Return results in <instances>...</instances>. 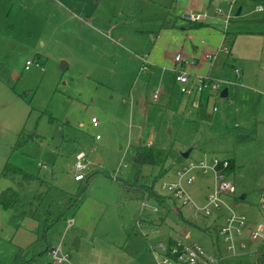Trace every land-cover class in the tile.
Masks as SVG:
<instances>
[{
    "label": "rangeland",
    "instance_id": "1",
    "mask_svg": "<svg viewBox=\"0 0 264 264\" xmlns=\"http://www.w3.org/2000/svg\"><path fill=\"white\" fill-rule=\"evenodd\" d=\"M65 1L0 0V197L12 189L19 199L14 207L0 206V264H13L18 248L32 245L43 230L45 211L56 214L59 205L77 197L86 185L71 219L75 225L50 236L53 245L62 243L70 252L71 264H157L146 248L157 241L143 236L156 229L163 244L169 237L189 236L206 253L222 258L215 264H259L264 240H253L251 232L255 226L264 233L258 206L264 187V9L257 12L264 0H237L232 6L223 0L89 1L88 10L98 12L104 26L73 8L79 0ZM192 8L195 14L208 13L207 26L200 31L182 17ZM166 19L177 21L178 28L163 30ZM113 23L118 26L109 36L106 27ZM224 31L247 34L238 43L241 53L234 52L236 44L223 43ZM206 45L212 52L233 49L232 54L220 52L216 61L231 73L214 76L237 81L236 86H220L221 91L228 88L227 98L222 92L182 95L174 82L173 56L183 52L192 59L195 46L201 51ZM257 50L259 58L253 56ZM144 56L149 57L148 71L143 70ZM38 57L44 70L36 62L25 70L26 61ZM233 58L243 71L232 66ZM62 62L67 69L61 68ZM235 67L242 77H236ZM197 97H202L208 119L198 117ZM241 130H253L256 136L240 142ZM149 140L156 149L170 152L168 176L156 184V191L166 197L170 193L161 187L174 180V169L189 150L188 160L210 155L231 163L228 181L234 192L226 201L247 218L243 234L235 238L237 255L217 233L222 219L194 221L203 226L197 229L156 204L159 211L153 219L163 217L157 228L136 225L137 218L147 222L150 211L142 210L141 201L133 199L121 181L133 184L138 171L153 179L159 175L160 166L140 167L132 159L137 147ZM82 152L81 173L90 176L83 181L76 180ZM7 163L36 179L19 184L3 177ZM213 189L214 177L208 175L198 177L189 190L203 205ZM178 206L193 220L185 206ZM41 263H51L50 256Z\"/></svg>",
    "mask_w": 264,
    "mask_h": 264
},
{
    "label": "built area",
    "instance_id": "2",
    "mask_svg": "<svg viewBox=\"0 0 264 264\" xmlns=\"http://www.w3.org/2000/svg\"><path fill=\"white\" fill-rule=\"evenodd\" d=\"M228 2L231 6L237 2V0H223ZM264 7L260 5L257 11H262ZM232 9L229 14L225 16L224 24L227 27L229 20L231 19ZM217 14L223 15L222 10H218ZM184 20L192 23L205 22L208 19V13H198L195 14L190 12L184 14ZM225 33V31H224ZM222 52L227 53L228 48L222 47ZM219 51L214 54L207 53L204 59L208 62L216 61ZM173 73L174 82L178 86V90L182 95L191 96L193 94H205L213 93L215 95H220L222 92L220 87L222 84L225 85H237V81L226 79H215L208 75L197 76L193 75L189 71L190 63L187 56L183 52H178L173 56ZM39 64L37 61L28 60L26 62V69H29L34 65V63ZM149 60L147 56L143 57L144 71H148ZM40 65V64H39ZM42 68V67H41ZM44 70V68H42ZM234 72L236 77L241 76V71L239 68L235 67ZM158 99V95H155V100ZM94 126H98V120L96 118L92 119ZM148 147L153 146L151 142L147 143ZM85 154L82 152L78 155L77 168L79 174L76 176V180L83 178L81 173L85 169V164L83 160ZM231 167V164L227 160H221L217 157L205 155L202 159L186 160L181 163L180 167L174 170V180L171 182H166L162 185L161 189L168 191L171 198H173L178 204L185 206L193 216V221L205 220L208 218H214L215 221L222 219V225H220L217 231L218 235L223 239V241L228 246V251L237 255V245L235 243V238L241 236L246 227L247 218L244 214L236 211V207L231 206L227 203L226 197L231 196L234 192V186L228 181L227 170ZM208 175H213L214 177V189L207 196V201L205 204L200 205L190 194V187H193L196 183L198 177H206ZM117 177V176H116ZM115 177V178H116ZM260 201H259V215L264 220V187L260 191ZM151 199H144L141 201L142 210L150 211L153 214L158 213L159 209L156 204H150ZM226 212H224V210ZM136 225H144L145 222L137 218ZM140 221V222H139ZM74 225V220H68L66 225V230L72 228ZM254 230L251 232V237L253 240H264V233L258 228L255 230V226H252ZM160 231L156 229L154 234L143 233V236L150 242L152 239H157V243H149L148 248L157 257V264H215L218 260L222 258H217V256H211L206 253L202 248L198 247L194 243L189 241V236L185 239L178 235L179 237H169L172 238L176 245L169 247L168 241L163 244L158 238H160ZM152 236V238H151ZM49 256L51 258L52 264H71L70 253L64 249L61 244L54 245L50 250Z\"/></svg>",
    "mask_w": 264,
    "mask_h": 264
},
{
    "label": "trees",
    "instance_id": "3",
    "mask_svg": "<svg viewBox=\"0 0 264 264\" xmlns=\"http://www.w3.org/2000/svg\"><path fill=\"white\" fill-rule=\"evenodd\" d=\"M191 27L193 29H198L202 25H204V22L200 23H192ZM162 28L164 29H173L178 28L177 21H174L172 19H166L163 24ZM226 39L227 36H229L228 32L225 33ZM236 35V34H235ZM41 66V58L38 57L36 60ZM198 117L202 118L203 120L208 119L209 117L205 114L203 106H199V112ZM255 132L253 130L246 131L241 130L237 132V139L240 142H247L251 141L255 138ZM170 152L156 149L155 146L148 147L147 145L140 144L137 149L135 150V153L133 154V162L140 167L142 166H160L161 170L160 173L155 179H153L150 176H144L142 175L141 171H138V173L135 175V179L133 184H129L127 182H122V186L124 189L132 195L133 199L142 201L144 199H152L155 201L158 206L167 212H173L178 217H180L183 222L186 224H191V226L197 228V229H203V226L197 224V222H194L193 220H189L185 218L181 212V209L178 206V203L171 197H166L161 194H159L156 191V184L158 181L165 176H168V173L170 171V167H167L166 164L169 159ZM182 160H185L182 157ZM231 164V163H230ZM174 167H171V170H173ZM232 168L230 167L227 170V175L229 176L230 170ZM233 170V169H232ZM231 170V171H232ZM3 177L11 178V180H19V184H23L22 182L29 183L31 181H34L36 178L23 170L12 167L10 164H6L4 170H3ZM90 178L84 177L80 179L88 180ZM116 181L119 180V177L115 178ZM22 181V182H21ZM88 185H86L84 188L80 187L79 194L77 197L72 198L69 202L64 203L62 205H59L57 207L56 214H49L48 211H45V219L43 221V230L38 232V235L36 233V240L35 242L30 245L27 248H18V252L16 254V257L14 259L13 264H42L41 261L45 258L46 255H49L50 250L53 248V242L50 239L51 234L54 230L60 229L63 227L66 228L67 222L70 219H73L75 216L77 210L81 206V200L86 195ZM18 193L13 191L12 189L6 190L2 196L0 197V206L3 208H9L14 207L16 204H18ZM146 223L145 220H142ZM161 221H163V217L161 218ZM176 245V242L170 238L168 240V246H174ZM258 261L259 264L264 263V256L258 254Z\"/></svg>",
    "mask_w": 264,
    "mask_h": 264
},
{
    "label": "crops",
    "instance_id": "4",
    "mask_svg": "<svg viewBox=\"0 0 264 264\" xmlns=\"http://www.w3.org/2000/svg\"><path fill=\"white\" fill-rule=\"evenodd\" d=\"M64 2H66V4H67V2L68 1H65V0H63ZM81 3L77 6V4L75 3V7H73L74 9H78L79 11H80V14H82L85 18H90L89 20H91V21H95L97 24H99V26H104L103 24H102V22H103V19H101L99 16H100V14L98 13V12H95V11H89L88 10V7H87V5L86 4H88L89 5V1H95V2H97V0H79ZM90 7V6H89ZM190 12H193V11H195L193 8L192 9H190L189 10ZM257 12H261V11H257ZM77 19H81V20H78V21H84V22H87V24L88 25H90V21H88L87 19H82L81 17H79L78 15H77ZM113 19H114V17H112ZM178 25V24H177ZM91 26V25H90ZM118 26V24L116 25V24H112V25H109V27H106L107 28V30H108V35L109 36H112V34L113 35H115V32H116V27ZM202 26H207V24H204V25H202ZM202 26L201 27H199L198 28V30L200 31L201 30V28H202ZM162 27V26H161ZM163 30H173V29H176V28H173V29H164V28H162ZM186 28H183V30H185ZM89 30V29H88ZM89 31H91V30H89ZM119 36H125V33H122L121 34V32H118L117 33ZM229 34V36H227V39H226V35L223 33L222 34V41H223V43L224 44H230V45H233L232 47H234V45H235V47L233 48L234 49V52L235 53H241L242 52V48H240L239 46H238V43H240L239 41H242V40H240V39H242L243 37H246V35L247 34H245V33H243V34H236V33H228ZM236 34V35H235ZM196 48H195V52H194V58H189L188 56H187V58H188V61H189V63H190V67H189V71L193 74V75H197V76H199V75H208V76H210V77H212L213 76V78H215V77H220L221 75H229L228 73H231V70H230V68H226V67H220L219 66V64L217 63L218 62V57H217V59H216V61H214V62H206V60L204 59V57H203V55L205 54V51H207L208 53H211L212 51H213V48L211 47V46H205V47H207V49H205L204 48V50H201L200 51V49H199V47L198 46H195ZM233 49L231 48L230 49V54H232L233 53ZM245 50H247L248 52H250L251 50L250 49H245ZM217 51H219V53H218V56L220 55V52L221 53H224V52H222V51H220V48L217 50ZM260 52V50H257V53L255 54V55H253L254 57H260L261 56V53H259ZM212 53H217V52H212ZM149 58V57H148ZM203 58V59H202ZM234 59V58H233ZM238 60L237 59H234L233 60V63H232V66L234 65V66H238V67H240L241 68V70L243 71V68H242V66L241 65H239V63L237 62ZM27 62V61H26ZM41 62H43L42 61V59H41ZM216 62V63H215ZM205 63H207V67H203V64H205ZM42 66L40 65V68H41ZM25 70H29V69H26V66H25ZM171 71H173V68H171ZM223 72H224V74H223ZM174 74V73H173ZM242 75H243V72H242ZM215 76V77H214ZM242 77V76H241ZM197 98H199V103H200V105H202L201 104V99H202V97H197ZM203 106V105H202ZM97 127V126H96ZM151 140H149L148 142H150ZM147 145V144H146ZM154 146H155V143H154ZM190 155H191V153H190ZM189 158H190V156H189ZM184 161H186V160H184ZM183 161V162H184ZM181 165V164H180ZM176 169V168H175ZM174 169V170H175ZM152 200V199H151ZM153 201V200H152ZM155 202V201H154ZM155 204H157L156 202H155ZM158 205V204H157ZM165 211V210H164ZM166 213H169V212H167V211H165ZM150 214H149V216L147 217L148 219H147V222H146V224L148 225L149 224V226H154L155 228H157L156 226H157V224L158 223H161L162 221L160 220H154L153 219V213H151V212H149ZM74 225H75V220H74ZM154 241H157V239L156 240H154ZM146 248H147V251L149 252V248H148V246L146 245ZM67 251V250H66ZM70 253V252H69ZM72 264H74V263H72Z\"/></svg>",
    "mask_w": 264,
    "mask_h": 264
},
{
    "label": "water",
    "instance_id": "5",
    "mask_svg": "<svg viewBox=\"0 0 264 264\" xmlns=\"http://www.w3.org/2000/svg\"><path fill=\"white\" fill-rule=\"evenodd\" d=\"M238 15H240V12L238 13ZM61 68H63V69H67V64H66L65 62H62V64H61ZM228 95H229L228 88H225V89L222 91V93H221V97H222V98H227ZM191 151H192V150H189L188 152L184 153V154L182 155V157H183L185 160L189 159V156H190ZM244 198H245V196H244ZM48 264H52V263H48Z\"/></svg>",
    "mask_w": 264,
    "mask_h": 264
}]
</instances>
